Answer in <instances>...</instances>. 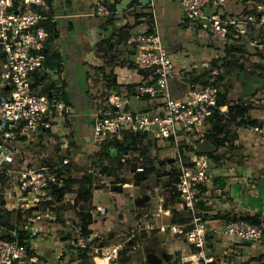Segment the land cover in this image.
Masks as SVG:
<instances>
[{"label":"crops","instance_id":"crops-1","mask_svg":"<svg viewBox=\"0 0 264 264\" xmlns=\"http://www.w3.org/2000/svg\"><path fill=\"white\" fill-rule=\"evenodd\" d=\"M99 1L110 4L111 8L116 9V12L98 16L94 12V6ZM146 1L47 0L49 8L47 17L42 24L50 33L45 46L48 55L42 68L38 70L40 81L37 89L50 83L60 86L70 100L69 112L63 118H56L50 128H39L37 134L33 130L29 135L21 136L17 147H20V144L25 141L32 143V137L41 141L45 135L46 144L50 145V150L58 148L57 153L61 155L59 161L63 162L66 158V163L70 167H75L72 166L74 164L72 158H78L81 155L80 152H87V149L96 150L94 143H90L91 138L85 141L84 138L88 134L92 136V114L97 108L106 106L105 99L108 95L115 92L122 109L136 111L159 108L155 99H148L135 92L136 84L151 73L137 68L134 47L124 43L126 34L138 32L147 27ZM153 2L157 32L174 66L169 83L172 95L184 98L198 84V80L192 81L193 78L202 74L201 79H207V84L214 85L218 92H226L228 104L248 105L243 117H230L223 121L225 126L218 135L220 138L224 136L222 142L216 141L210 145L211 122L208 120H205L201 126H196L190 133L178 135L179 138H182L178 144L179 142L183 143V148L179 150L178 146V151L184 155L183 158L188 159L192 155L209 149L210 152H207L210 156L209 167H219L215 171L209 170L211 182L202 187L203 192L199 198L201 200L199 208L206 231L204 252L214 261H221L223 264H264V237L254 242L235 240L223 236L220 232L222 224L233 216L247 214L254 221L264 222V140L250 131L246 125V122L252 119L264 120V29L250 26L246 34H239L231 29L226 39L215 38L196 22L183 19L180 0H153ZM249 5L250 0H224L223 5L219 7L211 2L206 5L205 14L218 12L224 16L235 17L248 12ZM252 40L255 45L251 43ZM53 53H57L58 57H54ZM214 60H218V65H213ZM1 64L2 57L0 56V72ZM258 74L260 75L257 76ZM257 78H259L258 83L254 81ZM0 93L6 95L8 90L1 86ZM141 143L143 146H147L146 155L152 159L155 169L167 170L171 168L174 171L176 166L174 147L176 146L172 139L155 138L146 132ZM99 151L100 149L96 152ZM135 153L139 152L131 150L129 155L126 154L127 163L131 168L129 169L127 163L122 167V169L130 170V176H133V179L130 180L128 174L127 178L124 177L123 181H120L127 185L122 186L118 184L119 181L116 183V186L127 187L123 190L128 194H122V192L119 194L122 201L114 197L113 189L116 186L114 187L110 182L108 185L106 184L108 188H111L108 192L117 205L123 203V195L124 197L132 196L131 184H138L134 179V173L138 172L133 169ZM129 156L133 158L131 159ZM94 157L95 155L91 157V164L87 165L88 172L93 175L91 196L87 201L77 202L78 204H87V208L98 204L106 206L107 210L104 214L91 215L92 232L102 233L110 229L122 228L121 231L115 233L116 236L120 235L116 237V241L122 240L131 230H135L145 212L149 213V217L153 213L152 220L157 223L187 219L184 212L174 209V201L177 198L168 196L170 193L165 186V179L168 175L166 174L159 176L162 180V182L160 180L161 186L154 183L150 192L145 195V199L149 200L152 197L154 200L150 207L141 212L133 211L130 216H127L126 211L119 207L121 210L116 214H121V216H119V224L116 226L113 218L110 217L112 215L108 210V203L94 201L95 190L100 186L105 187L103 182L109 180L106 179L108 177H99L98 182L95 181L96 173L92 172ZM168 157H172L173 161L165 162ZM160 160H164V162L161 163ZM42 163H45L44 159H42ZM21 165L23 164L19 163V166ZM111 172L110 177H113V168ZM115 174L123 177L117 168ZM153 175L154 172L146 178L152 179ZM172 175L175 176V174ZM161 187L165 191H162ZM16 191L13 184L10 189L0 190L3 200L2 208L9 213L11 222H13V215L16 211L15 204L20 195ZM74 195L75 192L67 193L63 200L70 197V203H73ZM61 202L50 203L52 206H49L50 208L45 206L49 216L43 218V221L35 222L34 226L38 227L39 232L35 236L28 237V253L24 260L25 264H77L79 262L104 264L88 253L80 254L81 251H76L68 246V238L77 234L80 227L74 208L67 211L63 206H59ZM75 207L79 211L86 209L84 207H80L83 208L80 209L79 205ZM66 215L70 218L66 219ZM60 216L65 219H59ZM22 217L24 219L23 215ZM56 219L59 222H56ZM95 220H100V222L94 223ZM14 223L16 224V222ZM106 237L108 238L107 235ZM107 238H104L107 242H113L112 240L108 241ZM179 239V237L154 230L138 232L130 240V243L127 241L122 251L128 249L126 251L131 253L129 251L134 252L138 248L139 255L136 257L139 258L129 257V259L133 263L153 264L147 261L146 255L151 252L155 253L154 250L148 249L145 255L140 247L145 242L148 245L149 243L158 245L160 244L158 242L161 241L162 245L165 244V249L163 248L161 253L165 252L167 258H161V261L155 264H161L163 261L165 264H189L182 261L181 257L189 252L190 246L186 242L182 243ZM136 241L138 246L131 250L130 247ZM177 250L181 251V255L178 260H174L175 256L173 255ZM122 255L123 252L119 260Z\"/></svg>","mask_w":264,"mask_h":264},{"label":"built area","instance_id":"built-area-1","mask_svg":"<svg viewBox=\"0 0 264 264\" xmlns=\"http://www.w3.org/2000/svg\"><path fill=\"white\" fill-rule=\"evenodd\" d=\"M211 2L219 7L224 0H180L183 19L196 22L207 29L211 36L221 39H226L231 29L239 34L248 33L250 26L264 29V0H250L248 12L235 17L218 12L206 15L205 7ZM146 5L147 27L127 34L124 43L134 47L137 68L151 73L136 84L135 92L155 99L159 108L136 111L122 109L118 95L114 92L106 97V106L97 108L92 114V137L95 142L105 144L122 139L127 130L148 132L155 138L172 139L176 146L174 160L177 172L173 190L177 193L174 209L184 212L187 219L157 223L152 220L153 213L149 217V213L145 212L135 230H131L122 240L107 242L99 232L83 234L78 228L77 234L69 237L67 244L76 251L98 258L104 264H116L127 241L138 232L154 230L184 239L190 246L189 252L181 257L184 262L223 264L207 256L203 249L206 231L198 200L203 192L202 187L211 182L210 156L202 152L185 160L178 151V141L182 139L178 135L190 133L196 126H201L213 108H218V89L206 84L192 88L184 98L172 95L169 83L173 62L157 32L153 0H147ZM48 8L47 0H0V87L8 90L6 95L0 93V99H4L0 102V119L8 122L6 127L0 129V176L13 184L20 194L15 209L23 213L24 219L19 226H15L27 230L24 242L16 238H0V264H25L28 237L38 234L39 229L34 224L49 216L43 205L53 198L50 187L52 177H48L45 167L27 164H18L17 167L16 163L17 142L21 136L29 135L34 129L50 128L56 118H63L69 112V105L55 86L50 87L49 93L45 94L37 92L39 89L31 88L30 84L31 75L41 69L46 60V39L50 33L42 22L47 17ZM94 12L98 16H105L115 13L116 9L99 1L95 3ZM253 41L251 43L255 45ZM246 123L250 131L264 140V120ZM146 156L135 153V172L144 170ZM66 161L64 158L63 162ZM118 184L127 185L120 181ZM35 205L36 210L24 215L28 208ZM84 211L92 215L104 214L106 206L91 205ZM220 232L231 239L254 242L264 237V222L230 218L222 224ZM137 246L136 241L130 248L133 250Z\"/></svg>","mask_w":264,"mask_h":264},{"label":"trees","instance_id":"trees-1","mask_svg":"<svg viewBox=\"0 0 264 264\" xmlns=\"http://www.w3.org/2000/svg\"><path fill=\"white\" fill-rule=\"evenodd\" d=\"M110 5V4H109ZM111 7V5H110ZM50 25V24H49ZM53 25V24H51ZM127 35V34H126ZM48 55V51L46 56ZM54 57H58L57 53H53ZM227 58L226 56L224 57ZM218 60L213 61V65L217 64ZM146 75H149L146 73ZM258 74L257 76H259ZM202 74L197 75L193 78L192 81H197L198 84L195 87L203 86L207 84V79H201ZM39 71H35L31 75V88L37 89L38 83H39ZM55 85L53 83H50L49 85L40 88L37 90L39 93H45L48 94L50 91V87H54ZM56 89L60 91L61 97L65 101L67 105H70V100L68 98V95L66 92L61 90L60 86H55ZM217 105L218 108H213L212 113L210 116L206 118V120L211 122V130H210V145H212L214 142L223 141L224 136L222 138L218 137V135L223 131V128L225 126L224 122L227 118L230 117H236V116H242L247 111L248 105L236 103V104H228L226 99V92H218L217 96ZM246 120V119H245ZM247 122H256V120L252 119ZM146 135L144 132H128L123 135L124 140H114L109 143L102 144V149H100L99 152H95V160L92 162V172L96 173L95 175L97 178H103L108 177L106 179H109L111 184H116L119 180L117 176L110 177L112 175V168L113 164L116 163L118 166H121L128 162V158L126 157V154L129 155V152L131 150L138 151L139 155H146V147L143 146L141 141L142 138ZM43 145V144H39ZM111 145V149H110ZM179 150L182 147L183 143L179 142ZM205 152H210L209 149H206ZM184 157V155H183ZM145 159V158H144ZM185 159V158H184ZM186 160V159H185ZM155 164L157 162L155 161ZM144 170L142 172L134 173V179L135 182H139L140 180H143L147 177V174H151L155 171V167L152 164V159L147 158V163H143ZM176 169V166L174 167ZM171 170V168L167 170H162L160 175H166L165 179V186L170 192L171 197L176 198L177 193L173 190H175V184L177 181L176 177V170ZM77 169L75 167H70L68 163L60 161V163L52 166L50 163H46V173L48 177H52L50 180V187L52 191V200L61 202L64 198V195L70 192H75L73 202L77 203L79 201H87L91 196V189L93 188L91 186L92 182V174L88 172L87 167L83 171H76ZM159 170V169H158ZM155 173V172H154ZM172 174H175L173 176ZM0 179H4L3 176H0ZM74 187V188H73ZM173 191V193H172ZM114 197L115 199L122 201V198H120L119 194L120 186L117 185L116 188L113 189ZM50 204V201L47 202V204H44L46 207H48ZM3 200L0 196V238L2 239H12L16 238L19 242H24L26 239V232L27 230L18 228L15 226L14 222L10 221L9 213L2 208ZM43 205V207H45ZM40 209V206L38 207V210ZM35 210V208H28L25 212L26 214H30ZM16 216H21L23 213L19 212L18 210L15 211ZM25 215V214H24ZM91 213L86 211H81L79 214V227L80 232L83 234H87L92 232L91 231ZM245 218L249 221H254L250 215H239V216H233L232 218ZM102 220V219H101ZM180 221H184V219H179ZM100 222L99 220H95L94 223ZM258 222V221H254ZM14 230V232H12ZM27 253H28V246H27ZM80 254H85L83 251Z\"/></svg>","mask_w":264,"mask_h":264},{"label":"rangeland","instance_id":"rangeland-1","mask_svg":"<svg viewBox=\"0 0 264 264\" xmlns=\"http://www.w3.org/2000/svg\"><path fill=\"white\" fill-rule=\"evenodd\" d=\"M258 80H259V78L255 79L254 81L258 83ZM38 132H39L38 129H34V133L35 134H37ZM90 138H91V142L90 143H94V146L96 147V150L94 151L93 148L87 149V152H80L81 155L78 156V158H74V159L72 158V163L74 162V164H72V166H75V168L78 169L79 171L84 170L85 167H87L88 164H91V157H93L95 152L98 151L99 149H101V147H102V144L95 142L93 140V137L91 135H89V134L87 135V137L84 138V141L85 140H89ZM31 140H32V143H30L28 141H25V142H22L20 144V147H18V152L16 154L17 167H18L19 163H22V164L32 165V166H36V167L40 166V167H45L46 168V163H50L52 166H54V165H56V164H58L60 162L59 158L61 157V155H60V153H57L58 148L57 149L54 148L53 150H50L51 147H50V145L46 144L47 140H46V136L45 135H43V138L41 139V141L38 140L36 137H34V138L32 137ZM40 143H42L43 145H39ZM87 148H88V146H87ZM73 150H74V148H73ZM74 153H73V155H74ZM129 158L132 159L133 157L129 156ZM144 158H145L144 159L145 163H147V158H149V157L146 156ZM42 159L45 160V163H42ZM127 164H123V165H121L119 167H117L118 165L116 163L113 164V165H116V167H113L114 176H117L115 174V169L116 168H117V171L121 174V176H123V177L117 176L119 181H123L124 177L127 178L128 174H129V176L131 175L130 170L128 171L127 168H123L122 169V167L126 166ZM128 167H129V169L131 168L129 166V164H128ZM218 169H219V167H210V171H215V170H218ZM161 171H162L161 169H159V170L155 169V171H154L155 173H154L152 179L145 178L143 180H140L138 182V184H136V185L131 184L132 187H130V188H132V190H131L132 196L131 197H124V195H123L122 196L123 197V203L120 204V205H117L116 201L112 199L111 195L108 192V190L110 191V189H111V188H108V186H107L110 181L109 180H105V182L102 181L103 184L105 183V187L100 186L99 188H97L95 190L94 201L95 202H97V201H106L108 203V206H109L108 210H109L110 214L112 215L110 217L113 218L115 225L118 226L119 219H120L119 216H121V214H116V213L119 212L121 209L126 211V215L127 216H130L131 212H133V211L141 212V211H143V210H145V209L150 207L151 202L154 201V200H153L152 197L149 200L145 199V195L148 192H150V190L153 187L154 183L159 185V186H161V184H160L161 178L159 177L161 175L158 174ZM147 176H148V174H147ZM94 178L96 179L95 181L98 182L97 176H95ZM129 179L132 180L133 176H130ZM124 180L127 181L126 179H124ZM161 182H162V180H161ZM11 186H12V184L9 181H7L6 178L3 179V180H0V190H3L4 188L5 189H10ZM124 188H127V187H124ZM124 188L122 186L120 187L122 194H128L127 191L123 190ZM161 190L165 191V189L162 188V187H161ZM70 199H71L70 197H67V199H64L60 203L59 206H63L67 211H70L72 208H74L75 213H76L77 218H78V223H79V214H80L81 211L77 210L75 206L79 205V208L80 207L87 208L86 207L87 204H83V203L78 204L79 202L78 203H74V202L70 203ZM50 203L53 204L54 201H51ZM49 206H51V204H49ZM119 207L121 209H119ZM80 209H83V208H80ZM25 214H26V212H25ZM67 218H70V217L67 216L66 219ZM59 219L64 220L65 217L60 216ZM22 220H23L22 214H21V216L18 217V216H16V212H15V214L13 215V222H16L17 226H19ZM56 222H59L58 219H56ZM74 224H75V222H74ZM121 230H122V228H114L112 230L110 229V230H108L106 232H102L101 233L102 236H103L102 238L103 239L107 238L106 237V235H107L108 236L107 240L108 241L112 240L114 242V241H116V237L120 236V235L116 236L115 233L118 232V231H121ZM179 240L182 243L185 242L182 237H180ZM145 243H143L141 245V247H140V250L142 252H144L145 255L147 254V250L148 249L154 250V252L157 253V255H159L161 253L163 248L165 249V244L162 245L161 241L158 242V243H160L158 245L156 243H154V244L149 243V245L145 244ZM126 250L128 251V249H125L124 251H121V253L123 252V255H122L120 260L118 259V262L116 264H138V263H133L132 260L129 259V257H131L132 259H138L139 258V257H136L137 255H139L138 248L134 252L129 251L131 253H128ZM180 253H181V251H179V250H177L174 253V255H173V256H175L174 260H178L179 256L181 255ZM77 264H85V263H80L79 262ZM161 264H165V261L161 262Z\"/></svg>","mask_w":264,"mask_h":264},{"label":"water","instance_id":"water-1","mask_svg":"<svg viewBox=\"0 0 264 264\" xmlns=\"http://www.w3.org/2000/svg\"><path fill=\"white\" fill-rule=\"evenodd\" d=\"M3 101H4V99H0V102H3ZM7 124H8V122H7L6 120H1V119H0V129H3L4 127H6ZM172 161H173V158H172V157H168V158L165 159V162H167V163H170V162H172ZM160 162L163 163L164 160H160ZM113 186L115 187L116 184H113ZM198 204H199V205L201 204V200H198ZM32 208H37V206L35 205V206H33ZM128 243H130V241H128ZM161 258H165V259L167 258V257L165 256V252H162L161 255H160V257H158V255L155 254V253H153V252L148 253V254L146 255V259H147V261H148L149 263H153V264H155V263H159V262L161 261Z\"/></svg>","mask_w":264,"mask_h":264}]
</instances>
